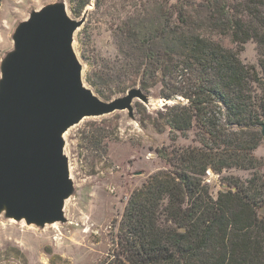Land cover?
Listing matches in <instances>:
<instances>
[{
  "label": "trees",
  "instance_id": "1",
  "mask_svg": "<svg viewBox=\"0 0 264 264\" xmlns=\"http://www.w3.org/2000/svg\"><path fill=\"white\" fill-rule=\"evenodd\" d=\"M92 2L114 20L117 55L90 64L86 83L107 101L158 88L174 103L155 117L142 108L141 125L168 129L173 142L194 129L196 144L162 153L168 168L130 195L101 264H264V177L253 154L264 139V0H69L77 17ZM214 33L240 49L253 42L259 70ZM101 123L90 131L96 147L116 140L113 120ZM232 170L251 175L221 178ZM207 171L221 179L216 194Z\"/></svg>",
  "mask_w": 264,
  "mask_h": 264
},
{
  "label": "rangeland",
  "instance_id": "2",
  "mask_svg": "<svg viewBox=\"0 0 264 264\" xmlns=\"http://www.w3.org/2000/svg\"><path fill=\"white\" fill-rule=\"evenodd\" d=\"M59 1L66 3L72 19L82 18L73 13L69 0H2L0 61L13 47L11 36L18 23L27 20L31 11ZM91 4L87 7L86 21L75 32L73 41L84 78L90 71V64L96 60L114 59L117 55L114 20L103 11L94 12V3ZM207 36L225 50L237 53L243 65L259 70L257 48L253 42H247L240 49L229 35L214 33ZM157 92L158 88L151 92L150 105L134 101V118L126 111H118L101 118H86L65 133L64 149L75 187L74 196L64 207L67 223L40 229L1 216L0 264H101L107 258L130 195L149 176L168 168L162 153L196 145L194 129L173 142L168 129L157 133L150 125H141L142 108L155 117L165 105ZM173 103L171 101L169 105ZM102 120H113L116 140L103 141L96 147L90 131L92 124L100 125ZM105 144L107 152L103 150ZM253 154L261 162L257 171L264 177V139ZM250 175L251 172L232 170L223 173L221 178L232 176L246 181ZM206 179L216 194L221 189V179L212 172Z\"/></svg>",
  "mask_w": 264,
  "mask_h": 264
},
{
  "label": "water",
  "instance_id": "3",
  "mask_svg": "<svg viewBox=\"0 0 264 264\" xmlns=\"http://www.w3.org/2000/svg\"><path fill=\"white\" fill-rule=\"evenodd\" d=\"M88 11L72 19L64 1L31 11L1 57L0 217L40 229L66 224L64 207L75 187L65 133L118 111L134 118V101L150 105L139 87L107 101L86 83L73 41Z\"/></svg>",
  "mask_w": 264,
  "mask_h": 264
},
{
  "label": "built area",
  "instance_id": "4",
  "mask_svg": "<svg viewBox=\"0 0 264 264\" xmlns=\"http://www.w3.org/2000/svg\"><path fill=\"white\" fill-rule=\"evenodd\" d=\"M207 176L210 177L211 176V172L207 171ZM206 182H209L208 180H206Z\"/></svg>",
  "mask_w": 264,
  "mask_h": 264
}]
</instances>
